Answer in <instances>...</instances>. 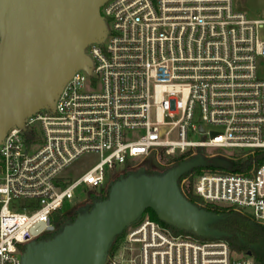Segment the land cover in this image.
<instances>
[{
	"label": "built area",
	"instance_id": "built-area-1",
	"mask_svg": "<svg viewBox=\"0 0 264 264\" xmlns=\"http://www.w3.org/2000/svg\"><path fill=\"white\" fill-rule=\"evenodd\" d=\"M100 14L105 36L86 48L92 75L76 69L52 110L30 115L0 141V264H23V246L53 233L55 214L100 202L131 163L160 152L250 157L244 173L202 171L178 187L183 196L192 181L202 206L264 229V161L255 157L264 153V79L257 73L264 18L248 17L234 0H107ZM90 154L99 158L95 166L73 181L63 177ZM80 195L87 198L70 207ZM102 264L254 263L231 259L224 242L175 236L146 218L126 229Z\"/></svg>",
	"mask_w": 264,
	"mask_h": 264
},
{
	"label": "water",
	"instance_id": "water-1",
	"mask_svg": "<svg viewBox=\"0 0 264 264\" xmlns=\"http://www.w3.org/2000/svg\"><path fill=\"white\" fill-rule=\"evenodd\" d=\"M106 1L0 0V141L30 115L52 110L64 83L87 66L86 48L100 44L106 33L100 14ZM205 166L197 158L162 176L115 183L107 200L95 203L87 215L52 240L27 248L23 264H102L113 239L147 210L177 230L224 236L208 228L224 217L193 206L178 187L182 176Z\"/></svg>",
	"mask_w": 264,
	"mask_h": 264
},
{
	"label": "trees",
	"instance_id": "trees-1",
	"mask_svg": "<svg viewBox=\"0 0 264 264\" xmlns=\"http://www.w3.org/2000/svg\"><path fill=\"white\" fill-rule=\"evenodd\" d=\"M242 156V154H241ZM158 157L160 160H165L167 157L164 156L162 152L158 154ZM187 155L181 156L177 159H171L167 158V163L164 165V168H162L161 171H158L155 168V161H156V155L149 156L142 164V168L139 174L132 175L130 173L124 172L120 178L116 179L114 184L127 179L128 177H140V176H162L168 171L177 168L181 163L184 162H192L195 159L189 158L186 159ZM256 159H258L259 162L264 161V153L257 152L255 153ZM250 162V157L247 158H240L235 159L230 163L229 168L219 167V166H212L207 165L202 168H197L192 171H190L188 174L182 176L178 184H180V181L187 176L196 175L200 172H210L215 174H225V173H244L246 166ZM113 184V185H114ZM109 195V192L107 195L101 200L105 201L107 200ZM183 197L193 206L200 208L204 211H207L212 214L221 215L224 217L223 221H217L213 223L212 225L208 226L209 229L218 231L224 234L222 237H199L191 232H185L182 230H177L173 228L170 225H167L163 222H161L157 216L154 214L153 211L147 210L145 211L139 220H137L135 223L131 224L129 227L135 226L143 219H149L160 226L168 229L170 232H172L175 236H190L201 243H215V242H224L229 247V250L231 252H234L238 255H243L245 258L247 257V254L250 253L251 257L250 259L253 261L254 264H264V253L262 251H257L255 248L261 250L264 249V229L251 223L247 219H245L240 214L233 212V211H227L226 209L216 208L213 206H202L201 202L198 198H196L192 194V181L189 184L188 190L186 193L183 194ZM100 201V202H101ZM97 202H89V205L85 208L84 213H80L77 211H71L68 214L61 215L60 213H57L53 217V225H54V232L48 233L42 238H40L39 242L42 241H49L52 240L58 233L61 232V230L67 226L72 224L79 216L87 215L90 210L93 208L94 204ZM127 229V228H126ZM126 229L123 231V233L117 237H115L108 249V252L106 255L112 254L119 246Z\"/></svg>",
	"mask_w": 264,
	"mask_h": 264
},
{
	"label": "rangeland",
	"instance_id": "rangeland-1",
	"mask_svg": "<svg viewBox=\"0 0 264 264\" xmlns=\"http://www.w3.org/2000/svg\"><path fill=\"white\" fill-rule=\"evenodd\" d=\"M235 7L238 11H241L245 13L248 17H251L253 19L262 20L264 18V0H234ZM85 59L87 61V66L82 69V71L86 75H92L94 66H93V60L90 58L88 53H86V50L84 52ZM258 77L261 79H264V61L261 62V64L258 67ZM206 140V137H197L195 140ZM172 140H177V137H172ZM199 156L198 158H202L204 163L206 165H212V166H219L224 168H229V165L231 161L237 160L241 158V152L236 150H220V149H201L197 151ZM155 161V168L158 171H161L162 168H164V165L167 163V158L165 160H160L158 156H156ZM145 161V160H144ZM144 161L134 162L130 164V169L128 173L132 175H137L140 173L142 164ZM99 162V158L97 155L90 154L85 155L81 157L79 160H77L75 163H73L63 174V177L66 180H75L84 173H86L88 170H90L93 166H95ZM201 173V172H200ZM228 173V172H227ZM119 176L118 178H120ZM117 178V179H118ZM87 197L85 195H80L79 198H75L71 202H69V206L73 207L77 200L78 202H81L85 200ZM21 205V202H19ZM18 204V205H19ZM89 205V203L83 202L80 206H78L75 210L80 213H84L85 208ZM140 219V218H139ZM138 219V220H139ZM250 221V220H248ZM253 223L252 221H250ZM254 224V223H253ZM256 225V224H255ZM42 238V237H41ZM40 240L37 239L36 241L29 243L25 246H23V249H27L34 244L38 243ZM257 251H262L264 253V249L261 250L255 248ZM231 259L233 260H242L246 259L243 255H238L234 252H231ZM250 259V258H249Z\"/></svg>",
	"mask_w": 264,
	"mask_h": 264
}]
</instances>
